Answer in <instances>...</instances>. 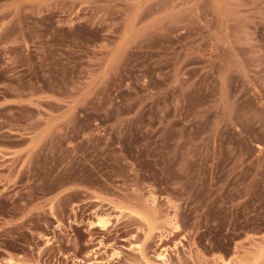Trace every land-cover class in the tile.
Instances as JSON below:
<instances>
[{"label":"rangeland","instance_id":"rangeland-1","mask_svg":"<svg viewBox=\"0 0 264 264\" xmlns=\"http://www.w3.org/2000/svg\"><path fill=\"white\" fill-rule=\"evenodd\" d=\"M0 264H264V0H0Z\"/></svg>","mask_w":264,"mask_h":264},{"label":"bare ground","instance_id":"bare-ground-1","mask_svg":"<svg viewBox=\"0 0 264 264\" xmlns=\"http://www.w3.org/2000/svg\"><path fill=\"white\" fill-rule=\"evenodd\" d=\"M101 218V217H100ZM98 219L96 220V222H94L95 224H97L98 226H102L103 222H102V219ZM164 255V254H163ZM165 259V258H164Z\"/></svg>","mask_w":264,"mask_h":264}]
</instances>
